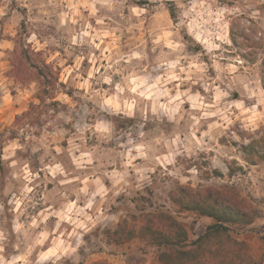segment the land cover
Listing matches in <instances>:
<instances>
[{
    "label": "rangeland",
    "instance_id": "1",
    "mask_svg": "<svg viewBox=\"0 0 264 264\" xmlns=\"http://www.w3.org/2000/svg\"><path fill=\"white\" fill-rule=\"evenodd\" d=\"M178 3L185 8L203 4L213 13L223 11L221 23L226 25L215 30L212 42L220 47L209 53L188 33L189 20L185 19L178 38L191 59L182 64L206 66L199 75L210 91L205 92L201 82L191 81L180 85V90L190 85L193 95L199 93L205 103L212 104L219 88L228 93L219 106L243 101L245 107L256 106L261 114L257 126L248 130L237 118L239 109L233 108V123L213 129L214 141L204 138L210 150L195 154L185 152L183 145L172 146L180 150L176 153L164 144L177 135L183 140L190 130V103L184 104L186 115L179 124L166 117L158 119L148 103H141L131 118L99 108L101 95H111L120 80L108 67L118 56L143 48L147 58L140 61V67L150 71L161 52L169 51L166 47L153 50V38L162 31H176L183 11ZM133 8L143 11L135 14ZM263 61L264 0H0V264L13 257H20L16 264H37L41 250L48 244L54 246L52 233L58 232L76 250L45 264H174L175 255L170 254L172 259L160 255L162 233L175 230L170 218L184 228L187 243L215 222L172 199L181 186L200 193L221 191L250 210L251 226L263 225L264 158H256L264 150V106L256 105L257 98H264ZM115 67L127 74L137 65L121 61ZM230 67L236 70L231 72ZM106 75L112 76L113 85L103 83ZM249 91L257 96L249 100ZM191 114L199 115L196 110ZM101 122L114 126L111 138L96 130ZM220 123L218 117H209L195 129L196 138ZM155 139L162 143L155 145ZM142 144L151 146L144 149V155L137 151ZM243 145L249 147L247 151ZM168 156L173 163L162 159ZM81 158L84 166L77 167ZM56 163L64 168V175L47 171ZM28 188L31 191L25 197ZM84 188L87 194L80 191ZM13 199L20 201L18 207L9 202ZM89 199L92 207L85 208ZM73 202L93 217L87 232L76 229L83 240L79 247L76 238L67 235L74 225L64 221L55 229L56 216L50 215L35 229L30 227L45 209L61 211ZM14 222L24 224V230L16 232ZM44 230L50 233L48 240L32 248L34 237ZM231 234L242 242L239 251L224 245L205 254L204 264H233L239 252L256 259L260 256L263 244L255 232ZM243 261L247 264L245 257Z\"/></svg>",
    "mask_w": 264,
    "mask_h": 264
},
{
    "label": "clouds",
    "instance_id": "2",
    "mask_svg": "<svg viewBox=\"0 0 264 264\" xmlns=\"http://www.w3.org/2000/svg\"><path fill=\"white\" fill-rule=\"evenodd\" d=\"M178 6L183 10L181 12V21L175 26L176 31H162V34L156 35L153 38V50L156 47H166L169 51L167 53L161 52L151 66V70L147 71L143 67H140V61L146 59V54L143 48L139 50L133 49L129 53L118 56L112 64L108 67L112 69L113 74L119 75L120 80L116 82L112 88V94L105 96L101 95V100L99 103V108L101 111H106L111 115L123 114L126 117H133L135 110L138 109L141 103H148L151 105V111L158 119L167 118L170 122H179L185 119V109L184 104L190 103L191 109L188 115L190 116V130L184 135V139L181 140L180 136L177 135L173 140L164 141L171 151L179 153V149L172 147L173 145H183L184 151L190 154H195L196 151L210 150L204 142V138L207 137L209 141H214L215 137L212 135V130L216 128H225L227 125L232 124L233 120L230 118L233 113V108L239 109L240 116L238 119L243 120V126L248 130L254 129L257 124L256 121L260 118V113L256 111V106L252 108L245 107L243 101H233L231 103L220 105L222 97L228 95L227 92H222L219 88H215V102L212 104L205 103V97L201 96L199 93L192 94L191 86L189 85L188 90L181 91L180 85L191 81L192 83L201 82V86L204 88L205 92H209V86L206 82H202V78L199 75L202 73L206 66L196 65L194 63H188L187 66L182 64V61H188L191 58L184 54V43L180 42L178 38V30L184 26L185 19H188V33L193 35L197 41L204 45L209 53L215 48H219L220 45L212 42V37L216 35V29L226 28L225 24H222L223 11L213 13L205 5L192 3L189 7L185 8L183 4ZM141 10L136 8L132 9V12L139 14ZM238 11V10H237ZM255 15V14H254ZM63 23V21H61ZM102 23V21H98ZM208 25L210 27H205ZM194 29L196 31H194ZM83 35H87L84 33ZM175 37V39H174ZM223 40V37H217ZM35 39V37H32ZM72 43H77L73 39ZM99 47V45H96ZM121 61H124L127 65H131L133 61L136 62L137 68L134 71L127 72L115 65H119ZM236 69L230 67L229 71L234 72ZM91 75V73L89 74ZM220 79L219 75L216 77ZM103 83L108 85H113V79L111 75L103 76ZM176 82V83H173ZM247 85L245 88L247 89ZM257 93L249 91L248 99L251 100ZM256 105L264 106V98H257ZM191 110H196L199 115H192ZM209 117H218L221 121L220 124H212L209 126V130L202 133L199 139L196 138L195 129L201 125L202 122L206 121ZM143 124L140 128H143ZM96 130L102 133L105 137L111 138L114 126L110 122H101L96 126ZM141 137L144 136L143 131L139 133ZM238 139V137H235ZM162 143L161 139H155L154 144L160 145ZM245 144L248 141H244ZM131 144V141H129ZM134 146V145H133ZM149 145H140L137 151L144 155V149L149 148ZM153 152L157 149L153 148ZM218 155H227L226 153H218ZM167 163H173L172 157H163ZM216 157H213L215 161ZM87 162L91 163V157L87 158ZM77 167H83L82 158L77 159ZM47 171L51 172L53 176L57 174L64 175L65 170L61 164L56 163L54 167L48 168ZM195 169H192L195 175ZM123 178V177H121ZM31 189H25L24 196L26 197L27 192ZM82 193L87 194V189H81ZM79 199V197H77ZM10 203L19 206L20 201L13 199L9 201ZM92 207V200L89 199L85 203V208ZM75 209V212H74ZM56 216L58 220L55 223V229L61 228V222H68L74 225L73 231L68 233L69 237L76 238V247H79L83 240L81 235L77 233L76 229H83L84 232L89 230V224L93 221V217L85 214L84 208H76L75 202L66 204L61 211H51L47 209L41 213L38 217L33 218L30 227L35 229L48 220L49 216ZM83 217V219L74 218ZM24 224L19 222H14V230L16 232H21L24 230ZM56 235V240L53 242L54 246L49 248L47 252L41 253L37 264H45L46 261L54 258V262L61 259V257L66 253L74 252L76 249L71 246L67 240L60 239L64 235L63 232L52 233ZM49 231L44 230L38 233L33 241L32 248L38 245H43L45 241L49 238ZM59 253V254H58ZM20 257H13L11 261L7 264H16V260Z\"/></svg>",
    "mask_w": 264,
    "mask_h": 264
},
{
    "label": "trees",
    "instance_id": "3",
    "mask_svg": "<svg viewBox=\"0 0 264 264\" xmlns=\"http://www.w3.org/2000/svg\"><path fill=\"white\" fill-rule=\"evenodd\" d=\"M171 16L174 15L173 10L170 8ZM231 39L235 41L232 38ZM261 83L264 88V61L262 62V75ZM248 146L243 145L245 151L248 150ZM257 160L264 158V150L260 153H256ZM253 163V159L249 158ZM172 199L181 203L184 207L189 209L198 210L203 215L213 217L215 222L205 227V230L194 240L186 242V231L179 223L170 218V225L175 227L173 231H165L162 233V238L159 242L163 245L161 251V259L173 257L174 264H204L206 259L204 255L211 253L213 250L224 249V245L233 248L240 249L242 242L233 237L231 232H255L259 240L263 244V251L256 259L246 252H239L233 259V264H242L243 257H245L247 264H261L264 259V224L260 227L251 226L253 222V216L249 209L238 205L237 202L229 199L221 191L207 189L200 193V191H194L191 188L181 186L178 188L177 193L173 194ZM161 217V216H160ZM169 217V216H168ZM235 225V227H232ZM118 231H115V233ZM187 247V249H178L179 247ZM176 247V248H175ZM92 264H108L105 261H94Z\"/></svg>",
    "mask_w": 264,
    "mask_h": 264
},
{
    "label": "crops",
    "instance_id": "4",
    "mask_svg": "<svg viewBox=\"0 0 264 264\" xmlns=\"http://www.w3.org/2000/svg\"><path fill=\"white\" fill-rule=\"evenodd\" d=\"M49 248H51L50 244H48L47 247H45L43 250H41V253L47 252Z\"/></svg>",
    "mask_w": 264,
    "mask_h": 264
}]
</instances>
